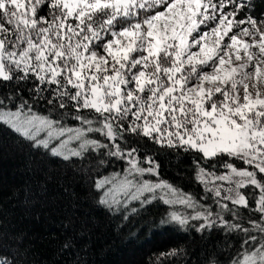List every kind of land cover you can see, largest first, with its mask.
Masks as SVG:
<instances>
[{
  "label": "snow or ice",
  "instance_id": "6c2138e0",
  "mask_svg": "<svg viewBox=\"0 0 264 264\" xmlns=\"http://www.w3.org/2000/svg\"><path fill=\"white\" fill-rule=\"evenodd\" d=\"M254 11L252 0H0V86L12 89L0 91V123L65 161H123L94 184L109 212L128 220L161 202L159 227L200 222L197 232L239 239L227 264H264V13ZM141 140L191 154L199 200L159 178ZM206 264L221 262L213 252Z\"/></svg>",
  "mask_w": 264,
  "mask_h": 264
},
{
  "label": "trees",
  "instance_id": "16d2710c",
  "mask_svg": "<svg viewBox=\"0 0 264 264\" xmlns=\"http://www.w3.org/2000/svg\"><path fill=\"white\" fill-rule=\"evenodd\" d=\"M252 2L253 15L259 17L264 13V0ZM40 14L46 15L47 9ZM0 91L11 94L12 89L0 86ZM22 95L29 99L27 90ZM35 107L47 115L43 106ZM96 138H100L98 134ZM140 144L145 145L140 148L141 159L145 153L155 158L160 179L200 199L203 190L193 179L191 154L160 148L146 140ZM104 159L103 165L96 154L65 161L43 149L34 150L0 123V259L7 264H155L159 253L179 249V255L163 264H206L213 252L221 264H227L226 245L234 241L239 247L235 235L230 237L218 229L197 232V221L184 229L159 227L169 210L161 202L128 220L101 206L95 181L119 170L123 162L112 159L109 164L108 158ZM204 203L212 205L211 199ZM241 211L247 215L246 209Z\"/></svg>",
  "mask_w": 264,
  "mask_h": 264
},
{
  "label": "rangeland",
  "instance_id": "374dc122",
  "mask_svg": "<svg viewBox=\"0 0 264 264\" xmlns=\"http://www.w3.org/2000/svg\"><path fill=\"white\" fill-rule=\"evenodd\" d=\"M100 138H101V137H100ZM123 166H125V165H124V162H122V164H121V166H120V169H119V170H115V171H120V170L122 169ZM112 172H113V171H112ZM110 173H111V172H110ZM110 173H108V174H110ZM108 174H106V175H108ZM106 175H104V176H106ZM101 177H103V176H101ZM101 177H100V178H101ZM147 178H148V179H151L150 176L147 177ZM98 179H99V178H98Z\"/></svg>",
  "mask_w": 264,
  "mask_h": 264
}]
</instances>
